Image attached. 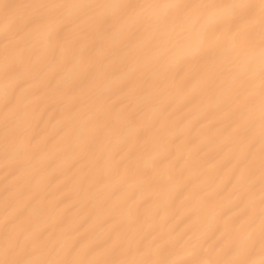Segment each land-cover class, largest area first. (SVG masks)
Segmentation results:
<instances>
[{
    "label": "bare ground",
    "instance_id": "1",
    "mask_svg": "<svg viewBox=\"0 0 264 264\" xmlns=\"http://www.w3.org/2000/svg\"><path fill=\"white\" fill-rule=\"evenodd\" d=\"M221 2L0 0V264H264L259 0Z\"/></svg>",
    "mask_w": 264,
    "mask_h": 264
},
{
    "label": "snow or ice",
    "instance_id": "2",
    "mask_svg": "<svg viewBox=\"0 0 264 264\" xmlns=\"http://www.w3.org/2000/svg\"><path fill=\"white\" fill-rule=\"evenodd\" d=\"M191 5L185 3H176L169 7L177 10L186 9ZM40 7H47L46 5H40ZM110 7L117 8L120 10H126L134 7L132 4H116L110 5ZM200 7L211 8L218 10L221 15L217 19L218 25L227 24L228 26H235L238 30H242L241 26L252 21L256 14L257 4L255 0H225L221 3H211L200 5ZM259 16H260V27L262 35V49H264V0H259ZM262 64H264V50H262ZM261 81H262V117H264V66L261 70ZM261 229L262 239H264V209H262L261 218ZM3 264H20L17 261H4ZM152 264H169L167 261L152 262ZM190 264H247L245 261H200L193 260Z\"/></svg>",
    "mask_w": 264,
    "mask_h": 264
}]
</instances>
